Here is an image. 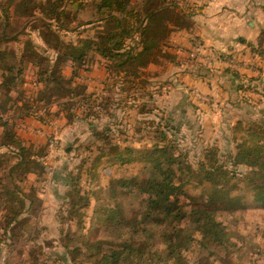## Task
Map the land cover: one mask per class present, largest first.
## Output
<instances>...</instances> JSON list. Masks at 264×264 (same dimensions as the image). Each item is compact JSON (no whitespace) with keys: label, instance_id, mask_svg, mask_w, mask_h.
Masks as SVG:
<instances>
[{"label":"trees","instance_id":"16d2710c","mask_svg":"<svg viewBox=\"0 0 264 264\" xmlns=\"http://www.w3.org/2000/svg\"><path fill=\"white\" fill-rule=\"evenodd\" d=\"M93 2L92 15L83 20L78 13L84 10L85 0H0L1 240L12 245L23 238L24 245L27 244L20 249V260L12 264H250L243 261L248 249L243 251L242 248L253 237L242 230L243 223L239 216L248 212L249 205L245 200L250 195L252 201L262 203L264 209V121L241 119L231 127V140L236 147L234 154L222 150L218 145H209L203 153L205 158L192 161L188 157L187 160L182 159L181 140L176 142L167 134L168 123L166 126L162 124L163 116L155 122L154 127L146 125V128L151 127L149 134L152 133V136H146L152 141L149 148L140 143L142 138L133 141L136 134L131 137L120 135L115 139L111 137L109 134L114 133L115 128L106 125L100 128L94 123L102 114L99 110L106 106L103 100L108 102L110 96L101 97V100L93 91H89L84 76L78 78L79 70L84 66L83 71H89L88 58L94 56L96 63L106 62L109 72L115 69L131 73L125 67L128 62L148 59L156 47L165 44H159V39H156L159 30L167 29L163 22V10L178 7L179 1L158 0L144 6L138 0ZM13 4L15 7L17 5V9L27 4L25 14L29 17L38 14L36 20H40L43 27L51 32L53 24L58 31L66 32H74L79 27L92 30L107 27L105 33L95 38L69 41L64 48L57 49L58 55L52 62L44 56V51H35V56L40 54L38 56L44 57L33 65L44 60L52 63L47 69L53 63H58L59 69L57 73L35 71L41 85L35 97L38 101L35 104L30 99V108L21 107L19 110L11 103L12 93L15 86L24 81L27 60L23 56L20 63L17 62L16 50L11 45L19 39V31L14 35H9L7 31L12 19L10 5ZM69 6H78L79 10L73 13ZM189 23L186 14H181L174 26H188ZM261 39L264 41V31ZM262 44L249 46L253 52L264 56ZM9 57L14 60L9 62ZM67 62L72 67L68 87L62 96L47 98L45 91L53 85H61L60 79L67 78L63 72ZM234 75L240 86L249 83L252 87L255 78H245L236 70ZM119 81L127 93L133 91L131 80L120 78ZM131 96H121L119 102L133 99ZM61 99H66L58 102L61 111L64 110L62 107L71 105L68 115L65 114L68 123L87 121L91 137L83 143L88 153L81 159L80 165L75 171L66 172L62 178L61 182L67 189L57 211L60 236L55 244L51 240L36 241V237H24L27 226L35 218L31 213L35 203H42L38 195L39 187L36 190L29 175H38L39 168L43 172L46 170L47 145L36 147L28 143L19 135L17 124L28 115L35 116L43 123L54 122L56 113L52 114L48 108L55 100ZM142 106L144 109L147 107L145 103ZM59 140L61 145L57 150L62 152V140ZM149 152L152 154L145 156ZM137 154L140 157L137 158ZM136 160L147 163L149 175L144 179L137 176L131 179L115 177L108 185H103L99 179L101 168L118 162L126 165ZM184 163L187 172L180 176L185 172ZM196 175L200 178L193 181ZM190 183L194 187L203 186L206 196L188 193L185 186ZM131 185L137 187L143 198L133 216L127 218L119 201L112 199L119 195L118 186L125 188ZM207 187L210 190L206 191ZM33 190H36V194L31 195ZM181 195H185L188 201H183ZM90 208L93 213L91 218L96 216L99 221L102 220V224L114 227L111 238L92 237L85 232ZM55 248H59L60 253H53ZM214 249L221 250V254L212 257ZM3 264L10 263L5 260Z\"/></svg>","mask_w":264,"mask_h":264},{"label":"rangeland","instance_id":"374dc122","mask_svg":"<svg viewBox=\"0 0 264 264\" xmlns=\"http://www.w3.org/2000/svg\"><path fill=\"white\" fill-rule=\"evenodd\" d=\"M1 1H7L8 0H1ZM42 1V0H41ZM142 6H144L147 3H151V1L157 2L158 0H138ZM177 1V0H176ZM181 2L182 0H178ZM196 1V0H189ZM199 3L203 0H197ZM86 3H84V10L79 11V17L80 19L87 20L89 19L90 15H92V9H93V0H85ZM4 5V3H2ZM17 5H10V13L12 15L11 19V25L7 29L9 35H14V33L19 31V39L15 41V49H16V56H17V62L20 63V60L23 58H26L27 60V69L24 73V81H20L12 93V105L15 106V109L19 110L21 107L23 108H30L29 105L32 103V99L34 100V103L36 104L38 99H36V93L38 90H40V83L37 80V75L35 71H42L47 72L50 71L52 73H57L59 64L53 63L52 69H47L50 66V63L52 60L56 59L55 57L58 55L57 52L59 48H64L66 46V43H69V41H78V39H88L90 37H96L100 33H105L107 27H101L99 30H92L84 27H79L74 32H66L64 30L58 31L56 29V25L53 24L52 31H49V29H45L43 27V23L40 20H36L39 15L37 14L36 17L34 16H27L25 14V9L28 8V5H24L22 8L17 9ZM69 9L75 13L78 9V6L75 8H71L69 6ZM173 9V10H172ZM176 8H167L166 10H163V19L164 24L166 25L165 30L162 29V32L159 30L157 40L159 39V44L166 43L167 39L170 37L172 33V27L174 26V23L176 20L181 18V14L177 11ZM2 17V14H1ZM33 17V18H32ZM162 22V23H163ZM104 24V23H103ZM24 26V27H23ZM22 27L24 28L22 30ZM177 27V26H175ZM163 28V27H162ZM21 29V30H19ZM21 31V32H20ZM31 31V32H30ZM55 31V32H54ZM42 32V33H41ZM45 32V33H44ZM137 38L136 40H138ZM133 40V39H132ZM132 40L130 43L132 44ZM11 44V43H10ZM11 45H14L12 43ZM14 47V46H13ZM39 47L38 53H42L44 56H47L49 59H51V62L41 60L37 65H33L35 61L42 59V56H38L40 54H37L35 56L36 48ZM174 48V47H171ZM168 50L164 45H160V47H156L154 51L151 52L148 59H140L133 62H128L125 67H127L131 73H124V71L120 70H110V75L115 76V80H119L120 78L131 80L132 85L134 86V89L132 92H126L125 89L123 90L120 81L116 86H114V92L116 97L115 102H112L114 100V96L112 95L113 90L109 91L111 93H105L104 96H110L109 101H105L103 99V103L106 105L105 108L101 111V116L95 120V125H101L102 127L109 126L110 128H115L116 130L114 133L109 134L111 137H116L123 135L125 136H133V134H136L133 136V141L142 138L143 141H140V143H143L145 148L151 147L152 141H150L149 138L146 136L150 135L152 136V133L149 134L148 130H150L151 127H154L155 122L158 120H161V116H163L162 124L168 123V126L166 127L167 134L171 136L176 142L177 140H181L180 149L182 151L181 156L182 159H192L196 160L198 158H205L204 157V151L205 146L204 144L201 145L195 141H191L190 138L184 137L183 133L177 132V94L172 93L176 90L172 89L170 86H166V82L169 79H172L173 77H177L175 73L173 72L172 64H174L173 61L177 62V53L174 49ZM176 49V47H175ZM261 49L264 53V47L261 46ZM37 53V52H36ZM46 53V54H45ZM261 56V55H260ZM39 57V58H38ZM263 57V56H261ZM232 57L226 56V59H231ZM264 58V57H263ZM96 57L89 56L88 58V66L93 67V65L96 63ZM9 62L14 60L13 58L9 57L7 59ZM259 60V59H258ZM40 61V60H39ZM105 62V61H104ZM115 61H113L114 63ZM106 63V62H105ZM253 63V62H252ZM251 63V64H252ZM52 64V63H51ZM84 66L79 70V79H82V75L84 76V79L88 80L89 83L93 80H96L94 77L88 76L89 74L92 75V73H89V71L85 70L83 71ZM135 70V71H134ZM135 72V74L133 73ZM64 74L67 77L66 79H60L61 85H53L51 89L45 91V96L47 98H54V97H60L63 95L62 92H64L65 88L68 87L69 81L68 77L72 73V67L70 66V62H67L63 69ZM111 73H114L113 75ZM58 77V74H56ZM69 75V76H68ZM113 76V77H114ZM90 77V78H89ZM1 80V78H0ZM157 81V82H155ZM155 82V83H154ZM153 84V85H152ZM75 85V84H73ZM92 86V83H91ZM176 88V87H174ZM113 89V87H112ZM89 90V89H88ZM95 94L98 95L102 92V88L94 87ZM89 91H93L89 90ZM40 94V93H39ZM132 95L133 99L130 100H123L119 102L121 99V96L124 95ZM28 96H30L29 101ZM31 99V100H30ZM46 99V98H45ZM112 100V101H110ZM28 101V102H27ZM60 101H66V99H61L59 101L55 100V105L52 107L59 108L60 105L58 102ZM203 101V99H197V102ZM207 101V100H206ZM145 103L147 107L142 108V104ZM71 105L67 104L65 107H62V110L64 114L68 115L67 112L69 111V107ZM54 108V109H56ZM11 111H14L13 109ZM30 111V110H29ZM147 112L148 114H144ZM12 113V112H11ZM175 114V116L173 115ZM173 117V119H172ZM66 118V117H65ZM66 120H68L66 118ZM146 120V121H145ZM79 120H76V123H78ZM254 121V120H252ZM257 121H264V117L261 118V120ZM81 124L78 126V130L82 131L81 137L83 138L86 136L85 130L86 128L89 129V125L87 121H80ZM151 125L150 128H146V125ZM166 126V125H165ZM143 130V131H141ZM195 135L198 133L195 132ZM90 137V136H89ZM87 138V136H86ZM88 139V138H87ZM115 139V138H114ZM90 140V139H89ZM65 143L62 144L61 151L65 153ZM74 145V144H73ZM77 149H79V152L81 153L79 156L75 155L70 160H61L59 162H55L53 164V178L58 179V182L51 183V176L49 175L51 172L50 167L51 165H47L46 170L43 172L40 168L38 175L35 173H31L29 175L30 181L35 184L36 190L39 187V197L42 199V203H39L38 201L35 203L34 210L31 211L32 214L35 215V220L30 221L31 224L27 226V230H25L24 237H36V241H46L49 242V240L54 241V243H57V239L60 236V223L58 219V209L62 203V196L64 192L66 191V187L62 184V178L65 177L66 172L75 171V168L80 165L81 159L85 157L86 152L83 148L82 144H77ZM74 148V147H73ZM137 149H142L137 147ZM229 150V149H226ZM74 152V151H73ZM188 155H187V154ZM152 153H148L145 156H149ZM138 155V156H137ZM136 157H140V154H137ZM177 155V151H176ZM147 158V157H145ZM191 160V161H192ZM147 163L146 162H138L133 161L132 163H128L126 165H121L119 162L106 167L105 169L101 168V177L99 178L103 185L110 184L111 180L115 177H124L127 179H131L134 176H137L139 179H144L149 175V171L146 168ZM183 167H185V172L180 173V176H183L187 171L186 164H183ZM43 172V173H42ZM196 178L193 181H198L200 177L197 175ZM193 178V177H192ZM38 179V180H36ZM98 179V180H99ZM119 195L116 199H112L114 201H119L122 208L125 209L124 216L127 218H130L133 216V212L136 211L140 204L141 199L143 198L140 191L137 189V187L127 186L125 188L118 186ZM185 189L188 193H190L193 196H199L204 197L206 195L205 191L203 189V186H197L194 187L192 183L185 186ZM209 187H207L205 190L207 191ZM36 190L31 192V195L33 193L36 194ZM210 190V189H209ZM108 190H106L107 193ZM245 192V191H243ZM242 192V193H243ZM33 197V196H32ZM181 199L183 201H188L185 195H181ZM247 204L249 205V210L246 213H243L241 216V222L242 224V230H245L247 234L252 235V240H249L245 247L242 248L244 251L246 248L248 249L245 254V258H243L244 262H249L250 264H264V209L261 207L262 203H254L252 201V195L248 196V199L246 197ZM98 203V202H97ZM38 207V208H36ZM36 208V209H35ZM36 212V214H35ZM88 218L86 222L85 232L88 233V235L92 237H104L111 238L112 234L114 232V227H109L104 224H102V220H98V217L91 218L92 216V208L88 210ZM263 219V220H262ZM102 224V225H100ZM248 224V226H246ZM259 226V227H258ZM247 227V228H245ZM22 232V230H20ZM1 233L2 229H0V264H3L5 260L9 262L10 264L14 262H18L21 258L20 249L27 246L24 245V240L22 238L21 242L15 244H7L4 243L1 240ZM24 245V246H22ZM31 245V244H29ZM47 247V245H46ZM48 249H52L50 247H47ZM53 253H60L59 248H55L52 250ZM241 253V252H240ZM239 253V254H240ZM221 254V250L214 249L213 250V256H219ZM223 254V253H222ZM25 255V254H23ZM239 258V255H238ZM219 262L215 263L218 264Z\"/></svg>","mask_w":264,"mask_h":264},{"label":"crops","instance_id":"0c3cea01","mask_svg":"<svg viewBox=\"0 0 264 264\" xmlns=\"http://www.w3.org/2000/svg\"><path fill=\"white\" fill-rule=\"evenodd\" d=\"M178 3V12L186 14L190 23L188 26H173L164 44L168 50L171 47L177 50V62L172 64L177 77L166 82L167 87L176 90L172 95L177 94V132L205 147L218 145L234 154L236 147L231 140V127L241 119L250 121L264 117V56L253 52L249 46H260L263 42L264 47V41H261L264 0H203L200 3L197 0H182ZM13 46V49L18 47ZM34 48L38 50L39 47ZM226 56L232 58L228 60ZM235 70L245 78H255L252 87L249 83L240 86ZM89 73L92 75L88 76L96 80L90 83L87 79L84 81L88 89L93 88L96 93L94 87L102 88L96 96L103 97L109 93L108 90H113L112 95H115L114 86L118 80L110 75L104 61L95 63ZM197 99L203 101L197 102ZM53 105L55 103L48 110L54 115L56 113L54 122L43 123L28 115L17 125L19 135L28 143L36 147L47 145L46 163L52 166L49 174L51 183H56L58 179L53 178V164L63 159L68 161L74 154L79 156L81 153L76 143L88 141L91 135L88 127L85 129L88 139L86 136L82 138V131L78 130L80 120L68 123L64 112ZM195 132L198 134L195 135ZM50 135L66 144L65 153L52 150L48 139Z\"/></svg>","mask_w":264,"mask_h":264},{"label":"built area","instance_id":"2783aa9c","mask_svg":"<svg viewBox=\"0 0 264 264\" xmlns=\"http://www.w3.org/2000/svg\"><path fill=\"white\" fill-rule=\"evenodd\" d=\"M48 139H49V144H50V147L52 148V150L59 149V147L61 145V141L59 140V138H57L54 135H50L48 137Z\"/></svg>","mask_w":264,"mask_h":264}]
</instances>
